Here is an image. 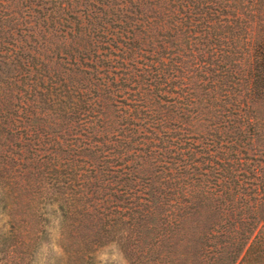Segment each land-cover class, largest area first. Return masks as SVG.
Instances as JSON below:
<instances>
[{"label":"trees","instance_id":"obj_1","mask_svg":"<svg viewBox=\"0 0 264 264\" xmlns=\"http://www.w3.org/2000/svg\"><path fill=\"white\" fill-rule=\"evenodd\" d=\"M264 264V0H0V264Z\"/></svg>","mask_w":264,"mask_h":264},{"label":"rangeland","instance_id":"obj_2","mask_svg":"<svg viewBox=\"0 0 264 264\" xmlns=\"http://www.w3.org/2000/svg\"><path fill=\"white\" fill-rule=\"evenodd\" d=\"M45 237L40 242L36 252L38 264H59L63 253L57 243L59 219L57 214L48 215ZM97 264H127L118 245L109 242L98 247L94 253Z\"/></svg>","mask_w":264,"mask_h":264}]
</instances>
